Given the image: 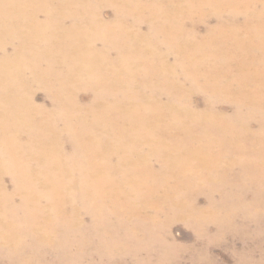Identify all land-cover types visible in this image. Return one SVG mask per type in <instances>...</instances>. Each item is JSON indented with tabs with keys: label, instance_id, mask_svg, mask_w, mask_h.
Returning <instances> with one entry per match:
<instances>
[{
	"label": "bare ground",
	"instance_id": "obj_1",
	"mask_svg": "<svg viewBox=\"0 0 264 264\" xmlns=\"http://www.w3.org/2000/svg\"><path fill=\"white\" fill-rule=\"evenodd\" d=\"M242 219L264 264V0H0V264H180L174 221L215 264Z\"/></svg>",
	"mask_w": 264,
	"mask_h": 264
},
{
	"label": "rangeland",
	"instance_id": "obj_2",
	"mask_svg": "<svg viewBox=\"0 0 264 264\" xmlns=\"http://www.w3.org/2000/svg\"><path fill=\"white\" fill-rule=\"evenodd\" d=\"M112 8L110 6L105 8V15L111 16L112 14ZM202 31V29H201ZM64 94V92H62ZM200 98V96H198ZM86 99V98H85ZM35 100L37 103H42L47 106H51V100L47 96V94L41 90L39 87H35ZM13 144H4L2 147L11 148L13 147ZM18 148H20L24 155H32L34 157V145H28V144H17L15 145ZM250 168H254L252 165H249ZM7 182L9 185L10 180L7 178ZM226 198L228 199L227 195L225 194ZM230 199V198H229ZM237 206L236 205H227L226 211L230 212L232 210H236ZM241 229H243V235L246 234V237L250 239L249 242L244 243L239 237L238 234L234 231L227 232V239H224L222 242L216 241L214 244H212L211 247V255L214 257V263L215 264H238V259L236 255L234 254L233 250H244L248 249L251 250V247L256 245L257 241L254 240L255 237H257V225L253 224L251 220H245L242 219V223L240 225ZM217 230L214 228H211V232L215 233ZM169 239L172 241L177 242L178 244L182 245L183 248L179 250V263L180 264H192V259H193V252H192V245L196 244L198 247H200L203 244L204 238H197V235L195 231L184 224L182 221H174L172 222L169 230ZM249 234V235H248ZM195 239V240H194ZM202 240V241H200ZM231 240V241H230ZM255 243H254V241ZM229 241V242H228ZM218 242V243H217ZM228 242V243H227ZM231 242V243H230ZM234 243V244H233ZM236 245V246H235ZM233 247V249L231 248ZM191 249V250H190ZM190 250V251H189ZM256 258L260 257V253L257 252L255 254ZM123 263L121 264H131L130 258H125L122 260ZM174 262V263H173ZM176 261H172L171 264H175Z\"/></svg>",
	"mask_w": 264,
	"mask_h": 264
}]
</instances>
